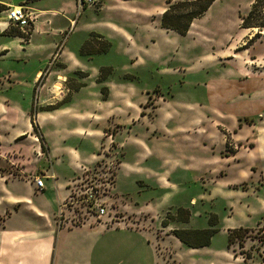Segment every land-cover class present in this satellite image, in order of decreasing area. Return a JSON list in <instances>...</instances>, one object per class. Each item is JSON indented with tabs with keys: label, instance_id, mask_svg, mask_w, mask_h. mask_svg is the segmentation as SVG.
I'll return each mask as SVG.
<instances>
[{
	"label": "crops",
	"instance_id": "0c3cea01",
	"mask_svg": "<svg viewBox=\"0 0 264 264\" xmlns=\"http://www.w3.org/2000/svg\"><path fill=\"white\" fill-rule=\"evenodd\" d=\"M221 1L216 0L211 7ZM165 2L101 0L97 9L88 6L79 11L77 0H0L6 8L22 6L34 16L27 32L25 27L7 22L5 10L0 13V160L4 164L0 168V264H243L234 260L227 246L221 252H202L210 245L187 248L172 234L179 230L175 223L166 227L161 223L169 208L180 207L171 206L167 199L168 188L174 186L170 177L211 175L213 129L237 136L243 131L238 126L241 120L261 110L259 96L264 87L257 80L247 84L237 74L226 75V66L219 69L209 61L216 52L225 51L221 45L236 34L239 15H230L229 24L217 19L206 28L203 25H209L210 7L183 37L189 40L184 52H176L178 56L175 51L160 52L156 35ZM87 12L100 19L87 18L81 48L92 41V34L98 35L111 44L107 54L96 55L104 56L111 54L119 41L125 45L123 53L132 67L151 62L162 76L181 73L184 78L194 77L193 88L204 86L206 100L192 98L190 102L159 93V106L149 111L145 103L150 90L138 92L111 80L107 83L108 98L102 100L94 71L71 92L68 106L54 111L40 109L67 96L64 85L71 65L85 68L79 66L76 55H66L65 51L70 38L66 32L74 16ZM165 32L168 40L164 44L170 45L172 32ZM58 47L62 48L59 64L63 69L44 77L43 70ZM33 58L37 64L28 72L16 66ZM175 60L179 71L177 66L167 68L168 61ZM34 97L39 110L33 126ZM213 122L219 124L214 128ZM108 132L112 135L107 136ZM104 155L118 165L113 199L118 221L110 227L102 223L59 227L58 206L68 194V184L80 175L81 168L94 166ZM5 164L16 172L5 169ZM120 175L148 190L154 186L156 197L126 201L122 197L129 194L118 185ZM34 176L44 178L41 190L32 182ZM214 190L219 192L210 186L207 195H199L200 200H206ZM194 202L191 198L190 203ZM153 226L159 228L160 235Z\"/></svg>",
	"mask_w": 264,
	"mask_h": 264
},
{
	"label": "rangeland",
	"instance_id": "374dc122",
	"mask_svg": "<svg viewBox=\"0 0 264 264\" xmlns=\"http://www.w3.org/2000/svg\"><path fill=\"white\" fill-rule=\"evenodd\" d=\"M254 1L255 0H222L218 2L216 6L211 7L209 25L205 22L203 26L206 28L212 27L215 22H217V19L222 20L226 25L232 22L230 15H239V19L235 26L236 34L231 36L227 44L221 45L225 51L216 52L217 56L212 57L209 61L218 67L220 66L219 69L226 66V75L237 74V76L241 77L247 84L252 83L253 80H257L260 81L262 87H264V30L259 32L257 29H243L241 27V18L249 12L251 4ZM100 2L101 0H97L95 5L90 7L97 9L100 7ZM86 7L88 6H84L81 10L79 9V11H82ZM219 13L222 14L221 17H219ZM88 17L100 19V17L95 16L93 12H87V14L82 15L77 14L74 16V23L71 25L69 31L66 32V38L70 37L66 45V55L69 52L72 53V55H76L79 66L85 68H83L82 71L77 68L75 69L73 67L76 66L74 63V65H71L67 73V82L64 85L65 89L68 90V94L64 96V99L69 98L70 100L71 92L77 87L82 86L83 81H86L89 74L92 75L94 71H96L98 78L100 68H110L109 76H106L103 82H95L99 87L101 99L104 96L108 98L109 89L107 83L111 80L116 84L122 83V85H130L138 92L150 90L151 94L145 103V108L149 111H152V109L154 111V109L159 106L160 101L158 102L157 96L159 93L164 94L168 98L175 95L178 98L188 101L192 100V98L206 100L204 86H200L198 89L193 88L192 82L194 77L188 76L184 78L181 73L180 75L162 76L158 73V66L151 62L145 63L144 66L132 67L129 62H127L123 53L125 45L119 41H117L115 48L109 55H86L84 52L90 53V50L87 48L83 49L81 53L82 48L80 47V41L85 37L84 26L89 22L87 19ZM32 22L25 27V31L28 32ZM150 22H152V20ZM219 24L221 23L219 22ZM53 26H56L55 22ZM159 31L160 32L156 35V42L160 52L163 53V51L167 50L164 54H167L169 51H175V53L181 54L185 51L187 43L189 42L188 39L186 40L183 37L169 33L168 37H172L170 40L171 43L170 45H165L164 43L168 40L166 32L161 29H159ZM257 33L260 35L253 39ZM251 39L253 40L250 41ZM61 50L62 48L58 47L53 53L47 68L43 70L44 77L48 75V73L50 74L51 71L59 72V70L63 69L60 67L62 64H59ZM177 53L176 56H178ZM190 54L196 53L191 51ZM168 62L170 64L167 68L173 69L177 66L178 71L180 70V66L177 64L176 60ZM36 64L37 58H33L27 64L19 62L16 66H19V68H26L25 70L28 72L30 69L34 68ZM209 65L206 63V66L211 67ZM181 82H185V85L181 84ZM101 88H104V90L102 91ZM159 88L162 89V91ZM81 96H78L77 99ZM259 97L262 99L261 110L255 116H252V118L241 120L242 122L238 124V126L239 129H243V131L239 132L234 129L239 132L237 136L231 131L229 133L225 132L226 134L223 135L224 132L213 129L211 136V143L213 144L211 146L213 149L214 162L211 166V175H189L186 178H181L178 175L179 177L177 178V175L173 174L170 177V182L174 186L169 187L167 191L169 194L167 199L170 200V205L180 206L169 208L167 214L169 213L171 216H177V210L179 208H184L190 213L189 220L186 223L171 221V223H175L178 226V229H207L209 228L208 220L210 216H216L218 222L216 228L218 232L212 238L210 247L208 249H203L202 252L210 250L214 252L224 251L227 246V230L238 228L248 229V232L245 234L246 237L244 242L242 243L243 248L239 246L240 240H236L231 248H228L229 253L232 256L234 255V260L238 259L239 263H244L243 256L245 254L250 255L251 259L246 260L245 264H264V244H260L258 241V238L264 237V89H262V93ZM35 102L38 101H36L34 97L31 111V115L33 114L32 118H34L35 113L39 110V108L35 106ZM69 102L63 104V107L68 106L70 104ZM44 108L45 107L40 109ZM60 108H62V106ZM149 113L151 114V112ZM213 123L214 128L215 125L219 124H217V122ZM236 131H234V133H236ZM110 134L112 135V133L108 132L107 136ZM198 138L203 139L201 135H198ZM222 141H224L223 145H221ZM169 142L170 141H166V143ZM104 161H115L117 163L114 158L111 157L110 160V158L108 159L104 155L98 160L100 166L106 167ZM3 165V162L0 160V168H2ZM96 165L85 169L94 168ZM4 167L10 172H16V169L11 165L5 164ZM105 171H107V168L98 169L99 173ZM118 185L129 194L128 196L124 195V197H122L128 202L149 200L156 197L157 194L153 189L154 186H152V189L148 190L139 183L136 184L135 180H129L122 175L118 178ZM210 186H212L213 189L219 188V192L215 193L214 190L213 194L209 197L207 196L206 200H200L199 195H207ZM204 189H206V191ZM191 198H194V203H190ZM112 203L115 205L114 200H112ZM167 214L165 215V220ZM108 220H110V218H104L100 221L105 222ZM111 220L112 222L106 226H113L118 221L117 217ZM151 228H153L152 230L155 232L156 228L154 226ZM158 229L159 228H157L156 233L160 235L161 231H158ZM182 249L184 250L185 248ZM203 255L198 258L203 259Z\"/></svg>",
	"mask_w": 264,
	"mask_h": 264
},
{
	"label": "trees",
	"instance_id": "16d2710c",
	"mask_svg": "<svg viewBox=\"0 0 264 264\" xmlns=\"http://www.w3.org/2000/svg\"><path fill=\"white\" fill-rule=\"evenodd\" d=\"M216 0H167L165 2L166 9L161 15L160 18V28L175 33L179 36H186L188 33L191 24L200 19L204 14L209 10L212 4ZM6 9L3 5H0V13ZM241 27L243 29H257L259 32L264 30V0H255L250 7L249 12L243 16ZM257 33L254 38L259 36ZM15 36H21V33H16ZM92 41H88L84 47L81 49V53L83 49H89V55H101L106 54L111 48V44L108 41L103 40L100 36L92 34ZM97 38V39H96ZM99 38V39H98ZM251 39L250 41H252ZM110 68H100L99 76L97 78V82L101 83L109 76ZM81 87V86H80ZM80 87H77L74 91H77ZM103 91L104 88H101ZM104 93V92H103ZM105 96L102 100H106ZM70 100L64 99L60 103L54 106L45 107L44 111H52L59 108L61 105L68 103ZM33 115V114H32ZM31 115L32 124L33 118ZM35 128V127H34ZM177 216H171L169 213L166 216V220L162 221V226L166 227L171 221H177L181 223H186L189 220L190 213L188 210L179 208L177 210ZM209 228L204 230H173L172 234L176 237L184 246L190 249H200L208 247L211 243L212 238L218 232L217 226V218L215 215H211L209 220ZM248 232V229L238 228L231 229L227 231V247L231 248V246L235 243L236 240H240L239 246L242 247V243L245 239V234ZM260 244H264V237L258 238ZM243 261L245 264L246 260L251 259V256L245 254L243 256Z\"/></svg>",
	"mask_w": 264,
	"mask_h": 264
},
{
	"label": "built area",
	"instance_id": "2783aa9c",
	"mask_svg": "<svg viewBox=\"0 0 264 264\" xmlns=\"http://www.w3.org/2000/svg\"><path fill=\"white\" fill-rule=\"evenodd\" d=\"M96 2L97 0H77V7L81 10L84 6H94ZM4 13L6 21L17 27H26L33 21L32 13L22 6L7 7ZM104 162L106 167L100 166L97 162L94 168H81L80 175L68 184V194L58 206L59 227L62 225L75 227L93 223L108 225L112 222L111 219L117 217L112 200L118 165L115 161ZM102 168H107V171L99 173L98 169ZM43 179L40 176L32 177V182L38 190L43 188ZM104 218H110V220L100 221Z\"/></svg>",
	"mask_w": 264,
	"mask_h": 264
},
{
	"label": "bare ground",
	"instance_id": "6f19581e",
	"mask_svg": "<svg viewBox=\"0 0 264 264\" xmlns=\"http://www.w3.org/2000/svg\"><path fill=\"white\" fill-rule=\"evenodd\" d=\"M55 89V88H54ZM56 91V90H55Z\"/></svg>",
	"mask_w": 264,
	"mask_h": 264
}]
</instances>
